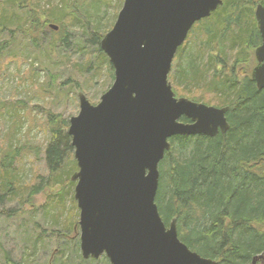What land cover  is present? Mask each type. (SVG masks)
I'll list each match as a JSON object with an SVG mask.
<instances>
[{"label": "trees", "instance_id": "1", "mask_svg": "<svg viewBox=\"0 0 264 264\" xmlns=\"http://www.w3.org/2000/svg\"><path fill=\"white\" fill-rule=\"evenodd\" d=\"M111 1L45 0L41 4L40 0H5L0 10L12 6L17 13L24 11L34 32L49 28L50 24L58 27L56 34L66 24L80 27L86 41L95 46L99 58L95 69L99 70L105 62L113 79L112 67L99 43L114 21L103 29L93 25L98 23L101 9ZM255 4L264 5V0H223L210 17L193 25L189 33L199 30L200 36L184 55V44L178 48L175 60L181 55L180 65L172 66L175 72L168 76L176 96L178 92L198 101L199 94L203 99L210 94L216 99L215 106H228L226 132L215 137L169 139L170 150L158 166L155 198L164 224L175 219L180 241L201 256L215 260V264H253L254 256L264 257V89L258 90L248 76L249 53L260 43L253 18ZM3 15L0 12V35L8 23H13ZM57 35L59 41L54 47L50 43V51L66 45L71 38L82 45L75 37ZM92 59L89 55L88 66ZM237 66L241 77L236 76ZM46 117L50 135L44 150L48 175L36 176L31 186L20 185L13 170L18 151L8 150L0 160V200L12 192L21 194V190H28L31 196L61 186V192L52 196L62 213L64 187L77 168L70 158L73 147L67 134L68 120L54 113H47ZM69 163L71 166L63 174ZM25 197L21 194L18 200ZM56 233L60 240L63 234ZM47 264H59L58 259L48 260Z\"/></svg>", "mask_w": 264, "mask_h": 264}, {"label": "water", "instance_id": "2", "mask_svg": "<svg viewBox=\"0 0 264 264\" xmlns=\"http://www.w3.org/2000/svg\"><path fill=\"white\" fill-rule=\"evenodd\" d=\"M222 3L123 0L101 38L99 47L113 69L112 84L95 104L78 92L79 111L67 127L77 167L70 178L75 182L82 259L104 255L110 264H215L179 240L174 219L164 224L155 198L158 166L170 138L214 137L228 130V106L176 97L168 81L173 58L190 29ZM254 17L261 44L255 49L251 78L262 90L263 5H256Z\"/></svg>", "mask_w": 264, "mask_h": 264}, {"label": "rangeland", "instance_id": "3", "mask_svg": "<svg viewBox=\"0 0 264 264\" xmlns=\"http://www.w3.org/2000/svg\"><path fill=\"white\" fill-rule=\"evenodd\" d=\"M43 1L40 0L41 4ZM3 2L5 0H0V5ZM122 3L123 0H112L101 9L98 23L93 25L103 29L115 21ZM2 8L0 12L3 11V16L13 23H8L0 35V160L8 150L18 151L13 162L14 176L20 185L27 187L35 182L36 176L48 175L44 156L50 140L47 113L69 121L79 111L78 92L95 104L113 79L105 62L99 70L95 69V63L99 61L95 46L86 41L80 27L72 28L66 24L57 34L75 37L82 45L71 38L66 45H58L57 49L50 51V43L54 47L59 41L58 29L53 31L48 25L49 28L34 32L24 11L17 13L12 6ZM90 24L92 27V22ZM198 32L188 34L181 54L195 46L200 36ZM254 52L252 49L249 53L248 76L255 66ZM89 55L93 58L90 66L86 64ZM180 56L178 60L174 57L172 66L180 65ZM234 70L237 77L242 76L238 66ZM174 72L172 69L171 74ZM199 95L197 102L217 104L212 95L207 94L204 99ZM70 158L73 159V150ZM70 166V163L64 166L63 174ZM69 182L70 185L64 187L62 213L59 212L60 204L54 203L55 197L52 196L61 192V186L31 196L23 189L21 194L27 197L22 201L18 200L20 191L1 194L4 197L0 200V264H47L53 258L58 259L59 264H106V261L110 264L105 256L96 260L81 258L79 210L73 198L75 182ZM54 229L63 234L60 240Z\"/></svg>", "mask_w": 264, "mask_h": 264}, {"label": "bare ground", "instance_id": "4", "mask_svg": "<svg viewBox=\"0 0 264 264\" xmlns=\"http://www.w3.org/2000/svg\"><path fill=\"white\" fill-rule=\"evenodd\" d=\"M263 6H264V5H263ZM219 7H220V6H219ZM219 7H218V8H219ZM218 8H217V9H218ZM217 9H216V10H217ZM216 10H215V11H216ZM215 11H214V12H215ZM214 12H212V13H214ZM254 12H255V11H254ZM212 13H211V14H212ZM211 14H210V16H211ZM210 16H209V17H210ZM207 18H208V17H207ZM254 53H255V52H254ZM250 76H251V73H250ZM251 79H252V78H251ZM252 81H253V80H252ZM253 82H254V81H253ZM254 83H255V82H254ZM228 124H229V123H228ZM228 126H229V125H228ZM228 129H229V127H228ZM219 133H221V132H219ZM215 136H216V135H215ZM215 136H214V137H215ZM168 141H169V140H168ZM169 144H170V143H169ZM169 150H170V148H169L168 150H166L165 153H166L167 151H169ZM165 153H164V154H165ZM163 157H164V156H163ZM174 220H175V219H174ZM175 225H176V221H175ZM176 230H177V229H176ZM177 236H178V234H177ZM179 240H180V239H179ZM181 242H182V241H181ZM190 250H191V249H190ZM191 251H192V250H191ZM194 252H195V251H194ZM196 253H197V252H196ZM197 254H198V253H197ZM199 255H200V254H199ZM200 256H201V255H200ZM201 257H203V256H201ZM258 257H262V258L258 259ZM204 258H206V257H204ZM254 258H256V259H254ZM209 259H210V258H209ZM211 260H213V259H211ZM213 261H214V263H216L215 260H213ZM257 261H264V257H263L262 255L254 256V257L252 258V263H253V264H256Z\"/></svg>", "mask_w": 264, "mask_h": 264}, {"label": "flooded vegetation", "instance_id": "5", "mask_svg": "<svg viewBox=\"0 0 264 264\" xmlns=\"http://www.w3.org/2000/svg\"><path fill=\"white\" fill-rule=\"evenodd\" d=\"M257 5V4H256ZM263 5V4H261ZM256 7V6H255ZM255 11V10H254ZM256 29H257V32H258V35H259V38H260V43L255 47V49L261 44V37H260V33L258 31V28H257V25H256ZM256 61V60H255ZM257 64V62L255 63V65Z\"/></svg>", "mask_w": 264, "mask_h": 264}]
</instances>
